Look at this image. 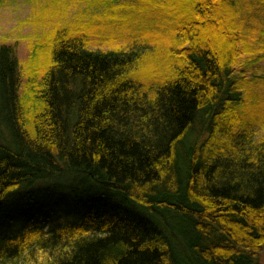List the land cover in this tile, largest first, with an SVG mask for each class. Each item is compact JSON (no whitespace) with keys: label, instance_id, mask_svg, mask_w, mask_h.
<instances>
[{"label":"trees","instance_id":"1","mask_svg":"<svg viewBox=\"0 0 264 264\" xmlns=\"http://www.w3.org/2000/svg\"><path fill=\"white\" fill-rule=\"evenodd\" d=\"M187 2L0 46V264H261L264 0Z\"/></svg>","mask_w":264,"mask_h":264},{"label":"rangeland","instance_id":"2","mask_svg":"<svg viewBox=\"0 0 264 264\" xmlns=\"http://www.w3.org/2000/svg\"><path fill=\"white\" fill-rule=\"evenodd\" d=\"M159 1H162L164 7L169 9L178 8V5L186 2V0H107L113 5L112 9L116 10L115 19L108 20L110 23L107 22V24L111 26L126 24L129 22L127 16L131 11L137 13V7L142 9L144 6L158 8L162 6ZM187 1L189 5L190 0ZM86 5L87 0H0V46L6 44L15 47V55L22 72V86L33 76L34 86L38 87L39 80L50 65L49 58L43 53L35 62H27L31 43L39 37H44L52 25L58 23L63 25L81 17ZM258 63L263 64L262 69H264V57ZM241 68H244V65L237 70ZM251 71L258 74L260 70L248 68L245 72L246 78H249ZM255 89H260V85ZM254 128L257 129L256 126ZM61 183L65 184V181ZM41 184L46 183L41 182ZM41 184L37 183L35 187ZM261 264H264V248Z\"/></svg>","mask_w":264,"mask_h":264}]
</instances>
